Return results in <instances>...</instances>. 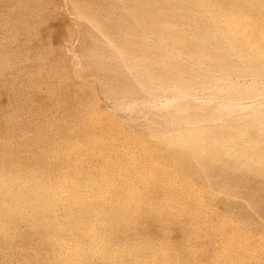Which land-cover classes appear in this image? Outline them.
<instances>
[{
    "label": "rangeland",
    "instance_id": "1",
    "mask_svg": "<svg viewBox=\"0 0 264 264\" xmlns=\"http://www.w3.org/2000/svg\"><path fill=\"white\" fill-rule=\"evenodd\" d=\"M0 264H264V0H0Z\"/></svg>",
    "mask_w": 264,
    "mask_h": 264
},
{
    "label": "bare ground",
    "instance_id": "2",
    "mask_svg": "<svg viewBox=\"0 0 264 264\" xmlns=\"http://www.w3.org/2000/svg\"><path fill=\"white\" fill-rule=\"evenodd\" d=\"M214 31V30H213ZM244 46V45H243ZM169 51V50H168ZM200 85V84H199ZM214 87V86H213ZM211 91V90H210ZM214 93V92H213ZM180 96V95H179ZM192 98V97H191ZM159 102V101H158ZM227 102V101H226ZM235 103V102H234ZM232 104V103H231ZM195 109V108H194ZM197 109V108H196ZM195 111V110H194ZM244 111V110H243ZM249 117V116H248ZM174 119V118H173ZM185 125V124H184ZM183 128V127H182ZM193 131V130H192ZM197 131V130H196ZM201 131V130H200ZM195 132V131H194ZM204 133V132H203ZM199 136V135H198ZM207 140V139H206ZM208 141V140H207ZM206 141V142H207ZM207 143H209V142H207ZM217 150V149H216ZM78 152V151H77ZM5 176V175H4ZM10 181V180H9ZM67 181V180H66ZM23 198V197H22Z\"/></svg>",
    "mask_w": 264,
    "mask_h": 264
}]
</instances>
